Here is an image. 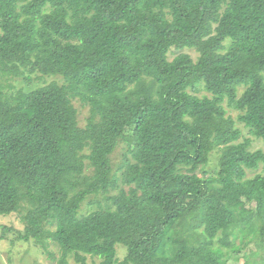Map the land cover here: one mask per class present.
<instances>
[{
	"label": "trees",
	"instance_id": "1",
	"mask_svg": "<svg viewBox=\"0 0 264 264\" xmlns=\"http://www.w3.org/2000/svg\"><path fill=\"white\" fill-rule=\"evenodd\" d=\"M237 122L264 140V0H0V216L25 225L0 240L264 264V151Z\"/></svg>",
	"mask_w": 264,
	"mask_h": 264
},
{
	"label": "rangeland",
	"instance_id": "2",
	"mask_svg": "<svg viewBox=\"0 0 264 264\" xmlns=\"http://www.w3.org/2000/svg\"><path fill=\"white\" fill-rule=\"evenodd\" d=\"M188 53H191L194 58L198 56V53L195 52L192 49H186L185 50ZM201 93H207L206 91ZM79 107V113L83 117L84 110L81 108V103H77ZM87 111V110H86ZM239 111L230 110V114L235 117H238ZM237 125L242 129L244 136H247L252 139V150L262 149L264 151V140L255 138L254 136L250 135V132L248 128L244 126V123L237 122ZM241 138V140H243ZM123 147V144L119 146V149L114 153V160L119 161L121 156V148ZM218 160H219V152H216L213 154L210 158V164L207 166H203L198 171L200 175H203L204 172H208L209 174L213 173V171L218 166ZM264 167V164H262L259 171H262V168ZM251 175H254V173H250ZM95 208V206H89L87 203L83 205L81 208V214L86 215L89 214L90 211H92ZM21 214L20 213H13L11 215H5L0 216V236L3 235V232L5 231V228H12L14 230H23L25 225L21 221ZM198 225L197 220H193L192 222V228H195ZM8 232L6 238L4 240H0V264H57V261L53 260L51 257V253L54 252L56 257H60V248L58 245L54 244L52 241L50 242V245L48 248H44L42 245H39L35 242V240L25 241V240H16L17 234H14V232ZM73 244L76 243L75 240L72 242ZM118 249V257L119 260H123V258L126 255V249L121 248V245L117 246ZM262 253V252H261ZM71 262H75L73 256L70 258ZM100 261L98 258H89L88 262L89 264H92L93 261ZM230 264H246L242 260L239 263H230Z\"/></svg>",
	"mask_w": 264,
	"mask_h": 264
}]
</instances>
